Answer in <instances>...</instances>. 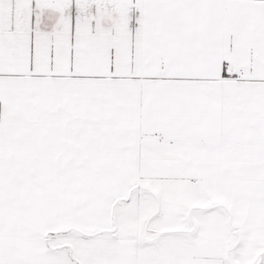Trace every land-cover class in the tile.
I'll return each mask as SVG.
<instances>
[{
    "label": "snow or ice",
    "instance_id": "1",
    "mask_svg": "<svg viewBox=\"0 0 264 264\" xmlns=\"http://www.w3.org/2000/svg\"><path fill=\"white\" fill-rule=\"evenodd\" d=\"M0 264H264V0H0Z\"/></svg>",
    "mask_w": 264,
    "mask_h": 264
}]
</instances>
